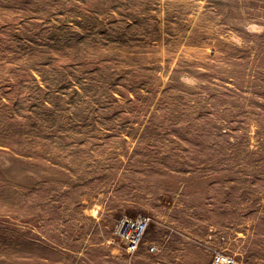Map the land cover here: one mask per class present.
<instances>
[{"label":"rangeland","instance_id":"1","mask_svg":"<svg viewBox=\"0 0 264 264\" xmlns=\"http://www.w3.org/2000/svg\"><path fill=\"white\" fill-rule=\"evenodd\" d=\"M216 251L264 264V0H0V264Z\"/></svg>","mask_w":264,"mask_h":264},{"label":"built area","instance_id":"2","mask_svg":"<svg viewBox=\"0 0 264 264\" xmlns=\"http://www.w3.org/2000/svg\"><path fill=\"white\" fill-rule=\"evenodd\" d=\"M150 224L147 216L136 218H121L115 229V235L123 240L127 253H134L141 244L142 238ZM210 264H238L235 259L222 251H216L211 257Z\"/></svg>","mask_w":264,"mask_h":264}]
</instances>
